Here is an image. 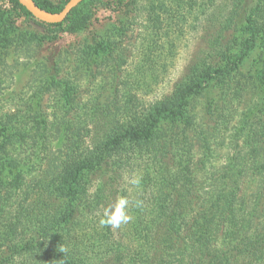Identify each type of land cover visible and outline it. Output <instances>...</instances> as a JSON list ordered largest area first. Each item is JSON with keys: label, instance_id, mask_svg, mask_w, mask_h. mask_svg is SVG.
Returning <instances> with one entry per match:
<instances>
[{"label": "trees", "instance_id": "16d2710c", "mask_svg": "<svg viewBox=\"0 0 264 264\" xmlns=\"http://www.w3.org/2000/svg\"><path fill=\"white\" fill-rule=\"evenodd\" d=\"M33 1L42 10L57 13L68 0L58 6ZM9 2L57 37L86 28L92 5L119 9L136 7L139 1L84 0L57 24L42 23L17 0ZM214 3L145 0L140 8L151 25V36L167 35L168 29L187 17L210 24L211 30L214 27L203 51L168 95L144 105L136 93L118 96L117 90L114 109L96 114V110L80 111L73 89L67 90L65 104L74 109L78 123L66 140L60 171L24 188L21 172L5 187L0 181L6 189L0 197L5 206L9 190H20L0 237V264H264V225L255 220L254 211L245 208L240 195L229 191L221 198L214 222L208 221L199 205L194 181L199 168L191 149L185 147L187 140L171 146L161 143L157 133L166 119L182 120L188 99L210 81L222 83L254 39L260 38L264 48V0H224L220 7ZM200 16L205 17L198 21ZM94 47L96 52L105 48L102 42ZM124 62H117V68ZM256 80L264 86V59ZM260 138L264 139V128ZM6 163L17 167L12 161ZM258 164L257 172L264 171V160ZM135 168H141V174L132 185L124 186ZM118 199L128 200L130 220L121 228L102 225L105 210ZM258 210L264 214L263 208ZM3 212L0 202V218Z\"/></svg>", "mask_w": 264, "mask_h": 264}, {"label": "rangeland", "instance_id": "374dc122", "mask_svg": "<svg viewBox=\"0 0 264 264\" xmlns=\"http://www.w3.org/2000/svg\"><path fill=\"white\" fill-rule=\"evenodd\" d=\"M40 1L52 6L62 2ZM138 1L136 7L119 9L92 5L86 28L54 37L14 10L9 0H0V181L4 187L20 172L24 188L60 171L66 140L78 123L74 109L65 104L68 89H73L80 111L98 114L114 109L117 90L118 96L136 93L140 103L147 105L168 95L187 74L214 27L211 30L210 24L187 17L168 29L167 35L151 36L147 15L140 11L145 0ZM217 5L223 6L224 0H215ZM96 42L105 48L96 52ZM263 59L264 48L256 38L222 83L210 81L188 99L182 120L166 119L157 132L159 141L167 145L187 140L185 147L191 149L199 168L194 173L199 205L211 223L223 194L234 191L264 225V214L258 210L264 209V171L256 170L264 160V139L260 138L264 86L256 80ZM122 60L119 69L116 64ZM7 136L9 144H5ZM140 169L135 168L123 185H132ZM18 191L9 190L6 206L5 200L0 201L5 209L0 237L15 209ZM4 192L0 186V197Z\"/></svg>", "mask_w": 264, "mask_h": 264}, {"label": "water", "instance_id": "95a60500", "mask_svg": "<svg viewBox=\"0 0 264 264\" xmlns=\"http://www.w3.org/2000/svg\"><path fill=\"white\" fill-rule=\"evenodd\" d=\"M84 0H68L60 12L50 13L39 8L33 0H17V2L36 20L46 24L60 23L65 16Z\"/></svg>", "mask_w": 264, "mask_h": 264}, {"label": "clouds", "instance_id": "9594fccd", "mask_svg": "<svg viewBox=\"0 0 264 264\" xmlns=\"http://www.w3.org/2000/svg\"><path fill=\"white\" fill-rule=\"evenodd\" d=\"M128 203L127 199H118L114 206L110 205L105 210L106 219H102L101 224L118 228L121 224L128 223L131 218L126 212ZM61 251H64V249H61Z\"/></svg>", "mask_w": 264, "mask_h": 264}]
</instances>
